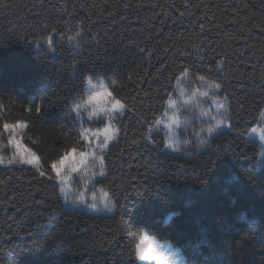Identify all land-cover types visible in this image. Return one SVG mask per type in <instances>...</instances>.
<instances>
[{
    "label": "trees",
    "instance_id": "16d2710c",
    "mask_svg": "<svg viewBox=\"0 0 264 264\" xmlns=\"http://www.w3.org/2000/svg\"><path fill=\"white\" fill-rule=\"evenodd\" d=\"M86 75L126 105L96 183L109 216L67 208L53 178L86 146L69 112ZM204 80L227 97L225 130L200 152L206 124L188 123L172 153L166 105ZM263 111L264 0H0V264H140L142 230L190 264H264V155L247 138ZM15 144L38 166L13 164Z\"/></svg>",
    "mask_w": 264,
    "mask_h": 264
},
{
    "label": "rangeland",
    "instance_id": "374dc122",
    "mask_svg": "<svg viewBox=\"0 0 264 264\" xmlns=\"http://www.w3.org/2000/svg\"><path fill=\"white\" fill-rule=\"evenodd\" d=\"M200 90H196L191 94H187L183 99L187 100V103H183V101L178 102V106L175 109V115L176 119L180 120L185 112L192 113L195 112L196 115L194 116V123H204L208 124L210 121H217L222 118V115L219 116L218 113H222V109L220 111L215 110V113H211L210 111L206 110L205 107L203 106V102H206L207 100L205 98L199 97L197 94ZM214 106V104H212ZM264 113V111H263ZM171 112L169 110V115L166 116L165 121H169ZM106 121L107 123L104 124V127H102L100 130L94 131L91 130V125L92 123L95 122H100V118H96L95 120L92 121H86L84 119H81L77 121L79 123L80 127L82 128V133H86L88 135V140H84L85 143V149L83 152H78L75 151L77 154V159H72V160H66L63 165H60L59 162L57 165L61 168V176H66L67 180L60 182L59 179L56 177L55 171H53V178L55 182L60 186L61 194L64 197V203L67 206V208H72V209H78V210H84L85 212L93 215H112V211H107L105 208H97V209H92L90 208V201L88 199V194L91 192H94L98 187L96 186V183L99 181L101 177H96L95 173L99 171V167L94 166V159L89 157V159L86 162V167L90 168L91 171L85 170V168L80 167L78 164V155L81 153H92L95 152L97 156H100L107 151V148L104 152H101L100 149V144L103 141V136L99 135H93L94 133H102L103 129L105 127H108L112 125V123H109L107 118H104L103 122ZM192 124V122H189ZM162 124V123H161ZM161 124H159V127H161ZM224 124H221L217 131L216 135L220 134L222 130H225V127L223 128ZM182 131V130H180ZM17 133V130H13V134ZM264 118L260 117L259 124L256 128L252 129L250 133L248 134L247 138L251 141L257 142L261 149H262V155H264ZM117 139V138H116ZM116 140L111 142L109 146L115 143ZM18 144V143H17ZM168 149V145H167ZM171 152V151H170ZM71 153V152H70ZM173 153V152H172ZM34 155L29 153L26 149L20 148L19 146H16L15 144V150L12 158L13 164L16 165H23V166H28V167H35L32 164H24L20 163V159L24 158L26 160H32ZM65 157V156H64ZM36 158V157H35ZM36 166H38V160L36 158L35 161ZM75 165V167L78 169L76 171H72V167ZM92 175L94 177L93 182H88V176ZM81 194L84 195V199L81 200ZM138 243L137 245H139ZM153 249L155 250L156 255H151L147 254L146 256L148 257L147 259H140L137 255L136 251V259L138 263L140 264H190L189 262L185 261L183 257L181 256V253L179 249L173 248L169 244L165 243H154L153 244Z\"/></svg>",
    "mask_w": 264,
    "mask_h": 264
},
{
    "label": "clouds",
    "instance_id": "9594fccd",
    "mask_svg": "<svg viewBox=\"0 0 264 264\" xmlns=\"http://www.w3.org/2000/svg\"><path fill=\"white\" fill-rule=\"evenodd\" d=\"M79 36L80 32L73 31L68 35V41L73 47L79 46ZM115 81H109L105 79H93L90 75H86L83 84V93L76 100L72 101L69 112L73 119L79 121L84 119L86 121H92L96 118H100V122L103 123L104 118H107L109 123H112L115 119L120 116L119 111H114V103L116 100H120L114 94ZM203 88L198 92V96L205 98L209 103H219L216 93L217 90L214 87L215 82L204 80L202 81ZM211 85V86H210ZM190 89L186 92L185 88L180 87L177 84V91L174 93L176 98L175 102L167 103L166 107L170 110L171 115L169 121H164L161 124L162 131L165 136V143L168 145V150L174 153H179L184 149V142L180 136V130L187 126L189 122L194 123L195 112L188 113L185 112L180 120L176 119L175 109L177 103L183 101L187 103V100L183 98L190 93ZM111 93V95H109ZM203 123V122H202ZM217 121H210L206 126L200 129V138L197 139L196 145L200 152L207 150V139L215 135L217 131ZM113 126H115L113 124ZM211 130V131H210ZM95 163V162H94ZM99 171L95 173L96 177H101ZM94 177L92 175L88 176V182H93ZM84 199V195L81 194V200ZM88 199L90 205H95L94 209L105 208L109 211L108 205L111 202V193L108 192L104 187H98L94 192L88 194ZM114 207H112L111 211ZM143 241L144 254L156 255L153 249V244L157 242L156 238L151 235L147 230H142L139 243Z\"/></svg>",
    "mask_w": 264,
    "mask_h": 264
},
{
    "label": "snow or ice",
    "instance_id": "6c2138e0",
    "mask_svg": "<svg viewBox=\"0 0 264 264\" xmlns=\"http://www.w3.org/2000/svg\"><path fill=\"white\" fill-rule=\"evenodd\" d=\"M48 40H49V43H51V37H49ZM217 67L219 68V63L217 65ZM184 75L185 76L187 75V70L186 69L184 70ZM214 87H215V89L217 91L221 90V85L219 83H215ZM109 95H111V93H109ZM125 109H126V105L124 103H122L121 100H116L115 101L113 110L114 111H119L120 116H124ZM221 109H224L225 111H227V97H225V99L219 103L217 111H220ZM261 117L264 118V113L261 114ZM227 120H228L227 116H224L220 120H217V125H216L217 128L221 124L227 125ZM5 127L7 128V125H5ZM93 135H96V136L102 135L103 136V141L100 144V149H101V152H104L109 147L111 142L116 140V138H117V129H116L115 126L110 125L108 127H105L103 129L102 133H94ZM81 138L84 139V140H88L89 137H88V135L86 133H81ZM262 139H264V137H262ZM89 157L94 159V161H95L94 166L99 167V169H100L99 175L101 177H103L106 174L105 173L106 161H105L104 156H102V155L97 156L95 154V152H92V153H81V154L78 155V164H79V166L85 168L86 172L87 171H91L90 168L86 167V162L89 159ZM72 159H77V154H76L75 150H73L71 153H68L65 157H62L60 159V161H59V164L63 165L66 160H72ZM35 161H36L35 157H33L32 160H26L24 158L20 159V163L32 164L33 166H36ZM52 168L55 171L56 177L59 179L60 182H63V181L67 180L66 176H63V177L61 176V168L57 164L54 163L52 165ZM76 170H78V169L75 167V165H73L72 171H76ZM40 175L44 176L45 173L43 171H40ZM61 190L63 191V189H61ZM89 207L94 209L95 205H90ZM112 207H114V205H112L111 202H109V205H108L109 211H111ZM142 245H143V241L139 245L136 246L137 255H138V257L140 259H147L148 257L146 256V254H144L145 250L143 249Z\"/></svg>",
    "mask_w": 264,
    "mask_h": 264
}]
</instances>
